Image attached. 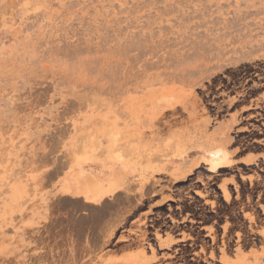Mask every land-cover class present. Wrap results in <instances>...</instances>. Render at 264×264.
Returning a JSON list of instances; mask_svg holds the SVG:
<instances>
[{
	"label": "rangeland",
	"instance_id": "obj_1",
	"mask_svg": "<svg viewBox=\"0 0 264 264\" xmlns=\"http://www.w3.org/2000/svg\"><path fill=\"white\" fill-rule=\"evenodd\" d=\"M0 264H264V0H0Z\"/></svg>",
	"mask_w": 264,
	"mask_h": 264
}]
</instances>
